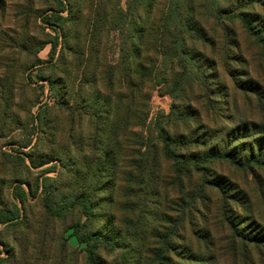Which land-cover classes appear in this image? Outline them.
I'll use <instances>...</instances> for the list:
<instances>
[{"label":"trees","instance_id":"1","mask_svg":"<svg viewBox=\"0 0 264 264\" xmlns=\"http://www.w3.org/2000/svg\"><path fill=\"white\" fill-rule=\"evenodd\" d=\"M54 1L58 3L57 8L47 7L41 11L35 0H30L25 7L13 0H0V107H8L6 114L15 105L13 100L22 71L18 51L24 47L21 37L31 25L44 30L41 25L44 22L53 32L45 33L51 40L41 43L42 46L51 45L50 59L45 62L55 64L53 58L57 53L62 68L60 79H47L57 97L53 105L46 107L59 113H71L73 117L66 129L76 144L74 147L79 152L90 149L94 153L83 165L76 167L78 160H73L74 165L69 168L76 171V183L69 194L63 195L57 194V187L52 185L54 177L48 176L58 171L57 164H51L56 157L37 162L33 153L23 151L31 141L14 149L16 153H0V262L12 260V264H19L24 255L28 264H49L53 255L49 235L42 231L31 237L33 222L41 216L47 222H66L70 215L79 213L85 220L67 228L72 229V236L84 245L87 264H108L99 260L98 250L102 243L111 244L113 248H131L121 264H177L175 257L184 263L186 257L174 249L171 241L176 231L161 233V209L156 207L153 213L143 201L139 210L136 205L139 201L124 198L135 188L145 191L146 195L158 192L163 169L160 157L164 163L175 166L183 185L184 179L194 170L214 161L244 169L264 168L263 158L254 156L243 162L232 148L220 149L217 144L225 140L224 132L219 133L221 130L211 137L200 133L191 139L185 131L174 134L163 125L157 126L155 134L146 130L151 92L157 89L173 98L172 115L177 116V124L191 131L193 119L200 118V111L196 107L192 109L191 104L193 98L199 100L195 82L205 76L201 67L205 58L190 41H199L212 50L217 44L201 19L199 9L203 5L197 6L194 0H165L160 7L156 0ZM208 1L216 14L215 19L227 17L235 24L237 18L246 17L242 10H222L216 0ZM50 11L56 15L67 13V16L45 19L44 14ZM250 23L245 25L247 31L264 48V36ZM67 24L70 25L66 29ZM113 34L118 38L119 49L114 61L109 59L107 51ZM223 38L229 51L232 48L243 51L234 26L225 30ZM40 51L41 47L37 53ZM43 64L36 54L32 67ZM213 65L218 66V63L214 61ZM26 79L24 82L28 84L30 75ZM209 90L205 100L211 104L214 91L211 87ZM68 92L74 96L72 101L64 97ZM179 99L185 106L176 105ZM46 118L43 108L33 116L32 122L38 132H46ZM64 128L57 115L48 127L53 133ZM38 140L32 149L39 144ZM210 140L214 143L205 156L189 151L192 144L210 146ZM16 161H22L19 164L30 172L42 168V177L37 178L35 186L28 179H7L6 174L15 169L13 162ZM58 161L63 168L66 160L60 158ZM92 174L97 176L94 182L90 179ZM33 200H36L39 213L29 207ZM195 202L198 205L199 198ZM151 213L154 221L150 219ZM100 220L108 222V232L90 231L92 224ZM8 230L18 231L12 236L16 249L10 247L11 243L5 238ZM244 239L236 228L235 243L231 247L236 260H239V243ZM243 245L247 264H258V261L264 264L263 237H255L249 247ZM17 247L21 250L20 257ZM5 252H9V256L1 257ZM207 252H211L209 248ZM192 253L186 258L189 262L195 260Z\"/></svg>","mask_w":264,"mask_h":264},{"label":"rangeland","instance_id":"2","mask_svg":"<svg viewBox=\"0 0 264 264\" xmlns=\"http://www.w3.org/2000/svg\"><path fill=\"white\" fill-rule=\"evenodd\" d=\"M13 1L18 6L25 7L30 0ZM194 1L197 6L203 5L199 9L201 19L217 43L212 50V48L207 49L205 44L199 41H190V44H195L199 55L205 58L201 65L205 76L195 82V91L199 100L193 98V104H191L192 109L197 108L200 111V118L193 119L191 131L187 130V126L177 124V116L172 115L173 98L157 89L151 92L150 118L146 130L150 134H155L157 126L163 125L174 134L185 131L190 139L200 133L211 137L221 130L219 133L224 132L225 140L217 144L220 149L232 148L237 157H242L243 162L254 156L264 159V48L245 27L251 22L250 24L256 27L257 32L264 36V0H216L218 8L222 10L244 11L246 17L237 18L235 24L227 17L221 20L215 19L216 14L210 8L208 0ZM35 2L41 7V11L47 7L57 8L58 6L54 0H35ZM164 2L165 0H156V5L160 7ZM87 5H89L88 2ZM44 16L45 19H61L67 16V13L56 15L50 11ZM219 21L224 23L220 24ZM41 25L44 30L36 25H31L29 30L24 28L25 35L21 37L24 47L18 51L22 71H20L21 76L19 74L16 97L13 100L15 105L9 108L6 114L8 107L4 106L3 109L0 107V153L2 151L16 153L14 149L20 147L23 142L31 141V145L23 151L33 153L37 162L46 157H56L57 160L51 164L56 163L58 171L49 173L48 176L54 177L52 185L57 187V194L63 195L69 194L76 183V171L69 168L70 165H74L73 160H78L76 167L83 165L94 152L90 149L79 152L74 147L76 144H73L66 129L73 117L71 113H59L46 107L47 104L53 105L57 97L51 91L47 79L49 77H53L56 81L60 79L62 68L57 53L53 58L55 64L45 62L50 59L51 45L42 46L41 43L51 40L45 33L53 32L48 24L41 22ZM69 25L67 24L65 28L67 29ZM233 26L239 32L242 52L236 48L229 51L227 43L222 41L225 30H231ZM117 40L114 34L111 35L107 48L109 59L112 61L118 57ZM39 47L41 51L37 53ZM57 52L59 53V50ZM36 54L44 61V64L32 67ZM214 61L218 63V66L213 65ZM29 75L30 81L25 84L24 79L27 80ZM205 83L210 86L206 88ZM210 87L214 91L211 104L205 100ZM189 94L191 95L192 92ZM64 97L71 101L74 98V96L71 97L70 92ZM176 105L183 107L185 102L179 99ZM41 108L47 117L46 132L43 133L38 132L35 123L32 122L33 116L37 115ZM175 110H177L176 107ZM56 115L65 128L53 133L48 127L51 126ZM36 139H39L37 142L39 144L32 149ZM213 143L210 140V146L192 144L189 151L205 156ZM60 158L66 160L63 168L62 162L58 161ZM160 161L163 163V169L161 186L157 187L158 192L154 195H146L145 191L140 192L139 188H135L124 199L139 201L136 203L139 210L142 208L143 201H146L148 209L153 213L156 207L161 209V233L176 231L171 237L174 249L186 258L191 256V252L194 253V255L192 253V257H195L194 261L189 262L184 258L183 263L175 257L176 263L247 264L242 251L243 244L249 247L253 245L255 237L264 238V168L244 169L228 162L214 161L194 170L191 176L184 179L185 185H183L175 166L164 163L161 157ZM13 163L15 169L6 174L10 181L14 178L28 179L35 186L37 178L42 177L40 173L42 168L32 169L30 172L19 164L22 161ZM90 179L94 182L97 176L92 174ZM145 197L146 200L143 199ZM197 198H199L198 205L195 202ZM35 201L33 200L29 207L34 209L35 213H39L40 210ZM153 213L150 214L151 221L155 220ZM80 220L82 223L85 217L81 218L79 213L70 215L66 222H47L43 216L35 219L31 237H36L42 231L48 233L53 251L49 264H87L84 245L72 236V229L67 228ZM236 228L245 237L238 246L239 260H236L231 250L235 243L233 237ZM89 230L108 232V222L95 221ZM50 231L51 234H49ZM14 234H18V231L8 230L5 238L11 243L10 247L16 249L17 245L12 238ZM113 234L115 235L114 232ZM208 248L210 253L207 252ZM17 251L20 257L21 250L18 247ZM129 251H131L130 247L113 248L111 244L102 243L98 256L99 260L108 264H121L124 257L130 253ZM8 256L9 252L1 255L4 258ZM24 257L23 255L19 264H28V259ZM0 264H12V260L2 261ZM258 264L262 262L258 261Z\"/></svg>","mask_w":264,"mask_h":264}]
</instances>
